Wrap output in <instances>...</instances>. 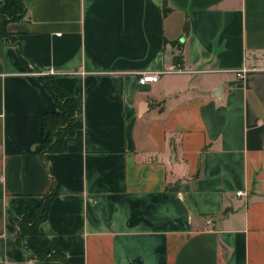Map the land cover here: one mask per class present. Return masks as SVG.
<instances>
[{
    "label": "crops",
    "instance_id": "0c3cea01",
    "mask_svg": "<svg viewBox=\"0 0 264 264\" xmlns=\"http://www.w3.org/2000/svg\"><path fill=\"white\" fill-rule=\"evenodd\" d=\"M24 2L0 36V264H264V0ZM41 75L83 103L44 157Z\"/></svg>",
    "mask_w": 264,
    "mask_h": 264
},
{
    "label": "trees",
    "instance_id": "16d2710c",
    "mask_svg": "<svg viewBox=\"0 0 264 264\" xmlns=\"http://www.w3.org/2000/svg\"><path fill=\"white\" fill-rule=\"evenodd\" d=\"M26 4L24 0H0V36L10 38L7 24L10 21L20 20L26 15ZM172 11L168 5V0H164V15L167 16ZM184 30L189 33V20H186ZM173 46H177L182 51L181 41H169ZM175 63L179 66L183 64V56L176 57ZM47 90L54 97L58 109L44 115L43 120V140L40 148L42 157L48 152L61 153L67 149L68 138L75 134V119L83 111L82 100L75 96L70 90L60 84L55 76L41 75ZM51 195L45 197L41 206L31 213H28L20 222L18 229V243L23 244L24 237L29 233H36L39 224L47 218L50 207ZM42 258L52 257L55 254L40 255Z\"/></svg>",
    "mask_w": 264,
    "mask_h": 264
},
{
    "label": "built area",
    "instance_id": "2783aa9c",
    "mask_svg": "<svg viewBox=\"0 0 264 264\" xmlns=\"http://www.w3.org/2000/svg\"><path fill=\"white\" fill-rule=\"evenodd\" d=\"M181 70H182V69H181V66H179V65H178L177 68L170 69V71H173V72H175V71H181ZM248 70H250L249 67H244V68L238 70V71L236 72L237 77H238L239 79H243L244 76H245V74H246V72H247ZM161 73H162V72H151V71L143 72V73L141 74V76L139 77L138 81H139L140 84H146V83H148V82L158 81L159 78H160V74H161ZM237 194L241 196V195H244L245 192H244V191H238ZM207 223L210 224V225H212V224H213V219L209 218V219L207 220Z\"/></svg>",
    "mask_w": 264,
    "mask_h": 264
}]
</instances>
